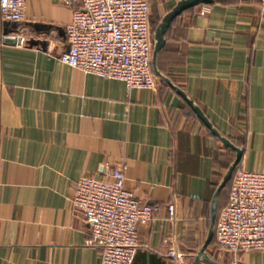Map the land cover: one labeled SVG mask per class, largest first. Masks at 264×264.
Returning a JSON list of instances; mask_svg holds the SVG:
<instances>
[{
    "label": "crops",
    "instance_id": "crops-1",
    "mask_svg": "<svg viewBox=\"0 0 264 264\" xmlns=\"http://www.w3.org/2000/svg\"><path fill=\"white\" fill-rule=\"evenodd\" d=\"M177 2L149 0V6L163 17ZM71 20L61 0H25L22 20L0 18V264H100L101 249L70 198L80 176L104 177L116 165L124 166L125 187L153 207L152 219L137 228L132 264H190L235 152L159 78L153 89L127 90L120 80L59 62ZM166 31L159 71L242 148L240 168L262 171L264 15L258 1L200 4ZM20 33L38 43L15 46ZM218 249L220 262L230 253ZM237 262L264 264V250L240 253Z\"/></svg>",
    "mask_w": 264,
    "mask_h": 264
},
{
    "label": "built area",
    "instance_id": "built-area-1",
    "mask_svg": "<svg viewBox=\"0 0 264 264\" xmlns=\"http://www.w3.org/2000/svg\"><path fill=\"white\" fill-rule=\"evenodd\" d=\"M264 15V0H257ZM72 10L65 26L67 48L58 61L85 74L124 82L127 90L153 89V41L149 0H61ZM25 0H0V18H23ZM14 45H28L18 34ZM71 208L88 224L91 242L101 249L100 264H132L140 224L152 219L153 207L125 187L123 165L104 177L82 175L70 198ZM174 215V205L167 206ZM214 235L220 248L237 264L240 253L264 250V169L239 168L232 176L227 203L218 211ZM175 258L179 254L169 250Z\"/></svg>",
    "mask_w": 264,
    "mask_h": 264
},
{
    "label": "water",
    "instance_id": "water-1",
    "mask_svg": "<svg viewBox=\"0 0 264 264\" xmlns=\"http://www.w3.org/2000/svg\"><path fill=\"white\" fill-rule=\"evenodd\" d=\"M214 0H178L175 6L168 11L161 19L160 23L155 27L153 32V51H152V70L157 78L168 84L179 96H181L184 101L190 106L199 120L210 130V132L222 143L223 147L230 148L235 152V158L232 163L228 166L225 173L222 176L221 181L217 185L210 205V212H209V225L207 236L199 248V250L194 254L193 259L190 264H199L200 262H206L208 264H222L216 260H214L207 252V248L214 236V228H215V221L217 216V209H218V198L221 191L224 189L226 184L230 181L233 176V173L238 166L243 150L240 147L235 146L229 139L225 136L221 135L220 132L211 124L208 118L205 116L203 111L194 103L192 99H190L183 90L175 86L171 80L163 75L158 67H157V58L158 54L161 49L165 45V33L169 25L171 24L172 20L180 15L184 10L204 4L209 5L212 4ZM30 44H37L38 41L30 39Z\"/></svg>",
    "mask_w": 264,
    "mask_h": 264
},
{
    "label": "rangeland",
    "instance_id": "rangeland-1",
    "mask_svg": "<svg viewBox=\"0 0 264 264\" xmlns=\"http://www.w3.org/2000/svg\"><path fill=\"white\" fill-rule=\"evenodd\" d=\"M161 12H159L156 8H152V24H153V29L155 27V24L160 20L161 18ZM226 194H227V190L225 189L222 193V197H223V200L225 199L226 197ZM199 249V246H195L194 248V253H196V250ZM211 255H213V257L215 259H217V254L220 252L219 249L216 247V246H212L211 249L208 251ZM193 253V254H194ZM222 263L224 264H232V260H233V256L231 254H229L228 256H225L220 258ZM238 264V262H237Z\"/></svg>",
    "mask_w": 264,
    "mask_h": 264
},
{
    "label": "trees",
    "instance_id": "trees-1",
    "mask_svg": "<svg viewBox=\"0 0 264 264\" xmlns=\"http://www.w3.org/2000/svg\"><path fill=\"white\" fill-rule=\"evenodd\" d=\"M152 6H151V8H150V10H151V18H150V20H151V31H152V34H153V31H154V29H155V27L160 23V21H161V18H160V20L155 24V27H154V29H153V24H152ZM189 9H191V8H188V9H186V10H184V11H187V10H189ZM183 11V12H184ZM167 32V31H166ZM240 168V166L238 165L237 167H236V169H235V171L236 170H238ZM235 171H234V173H235ZM233 173V174H234ZM231 180H232V178L230 179V181L226 184V186L224 187V189L221 191V194H220V202H219V205H218V211L227 203V199H228V193H229V188H230V184H231ZM227 190V194H226V197H225V199L223 200V197H222V193H223V191L224 190ZM212 246H216L217 248H220V246L218 245V243L216 242V238H215V235L213 236V238H212V240H211V242H210V244H209V246H208V248H207V252L211 249V247ZM197 251V250H196ZM192 254L194 253V250L192 249ZM208 254L211 256V257H213V255H211L209 252H208ZM214 260H216L215 258H213Z\"/></svg>",
    "mask_w": 264,
    "mask_h": 264
}]
</instances>
